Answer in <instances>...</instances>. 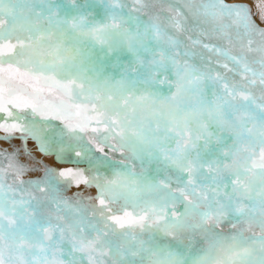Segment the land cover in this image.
I'll return each mask as SVG.
<instances>
[{
	"label": "snow or ice",
	"instance_id": "6c2138e0",
	"mask_svg": "<svg viewBox=\"0 0 264 264\" xmlns=\"http://www.w3.org/2000/svg\"><path fill=\"white\" fill-rule=\"evenodd\" d=\"M0 141V264H264V0H0Z\"/></svg>",
	"mask_w": 264,
	"mask_h": 264
},
{
	"label": "rangeland",
	"instance_id": "374dc122",
	"mask_svg": "<svg viewBox=\"0 0 264 264\" xmlns=\"http://www.w3.org/2000/svg\"><path fill=\"white\" fill-rule=\"evenodd\" d=\"M226 2L227 3H238V2H228V0H226ZM163 90L164 91H167V88H166V86H164V88H163ZM20 140H13L12 142H11V145H15V146H19L20 145ZM11 145H9V144H7V143H5V142H3V141H0V147H3V148H9V150H11ZM29 147L30 148H32L33 147V149H34V144H33V142L32 141H29ZM60 167H67V166H71L70 164H65V165H59ZM92 194L94 195L95 194V189H94V191L92 192Z\"/></svg>",
	"mask_w": 264,
	"mask_h": 264
},
{
	"label": "bare ground",
	"instance_id": "6f19581e",
	"mask_svg": "<svg viewBox=\"0 0 264 264\" xmlns=\"http://www.w3.org/2000/svg\"><path fill=\"white\" fill-rule=\"evenodd\" d=\"M238 2V3H247V4H252L253 0H228V2ZM33 148V147H32ZM94 189L92 190V192Z\"/></svg>",
	"mask_w": 264,
	"mask_h": 264
},
{
	"label": "water",
	"instance_id": "95a60500",
	"mask_svg": "<svg viewBox=\"0 0 264 264\" xmlns=\"http://www.w3.org/2000/svg\"><path fill=\"white\" fill-rule=\"evenodd\" d=\"M117 157H118V154H117ZM137 171H138V169H137Z\"/></svg>",
	"mask_w": 264,
	"mask_h": 264
}]
</instances>
